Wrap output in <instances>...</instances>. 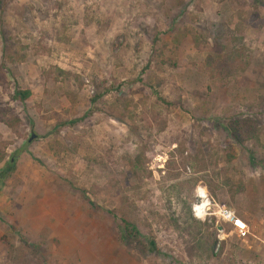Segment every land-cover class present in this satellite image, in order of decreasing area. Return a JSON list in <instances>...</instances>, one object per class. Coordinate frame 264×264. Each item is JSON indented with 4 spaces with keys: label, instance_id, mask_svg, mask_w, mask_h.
<instances>
[{
    "label": "rangeland",
    "instance_id": "rangeland-1",
    "mask_svg": "<svg viewBox=\"0 0 264 264\" xmlns=\"http://www.w3.org/2000/svg\"><path fill=\"white\" fill-rule=\"evenodd\" d=\"M237 118L256 139L231 138ZM199 188L252 236L220 242L194 215ZM122 220L140 235L124 240ZM211 236L219 258L199 248ZM250 263L264 264V0H0V264Z\"/></svg>",
    "mask_w": 264,
    "mask_h": 264
},
{
    "label": "trees",
    "instance_id": "trees-1",
    "mask_svg": "<svg viewBox=\"0 0 264 264\" xmlns=\"http://www.w3.org/2000/svg\"><path fill=\"white\" fill-rule=\"evenodd\" d=\"M212 61V58H209V63ZM32 93L29 90H17L14 96L15 100L25 102L30 99ZM162 100V99H161ZM228 130L231 138L239 145H243L246 142L256 139L258 133V123L255 119L252 118H237L229 121ZM123 230L125 232L124 240L134 239V235H140L137 228L132 225V223L127 220H122ZM217 241L211 236L210 239H207L205 245L199 248H202L210 257L216 256L217 258L222 256V253L225 249V243L222 244L220 252L218 255H214L215 245ZM197 248V249H199Z\"/></svg>",
    "mask_w": 264,
    "mask_h": 264
},
{
    "label": "built area",
    "instance_id": "built-area-1",
    "mask_svg": "<svg viewBox=\"0 0 264 264\" xmlns=\"http://www.w3.org/2000/svg\"><path fill=\"white\" fill-rule=\"evenodd\" d=\"M198 198L200 199V203L197 205L193 206V212L196 218L198 211L197 208L200 207V205L203 204V202H206V211L203 214V218L200 219L202 221H206L207 218L209 217H215L218 221V225L217 228L219 227V222H224L228 225H230V227L232 228L231 231L229 233L225 232V229L223 228V230L218 231V233L220 234V236L218 237L220 242H222L223 240H225V237H229L230 235L236 234V236L243 242L247 241L249 239L250 236H252L250 227L248 225V223H246L242 218L238 217L234 211H232L231 209L227 208L224 205H220L218 203H212L209 199L207 194L202 190V189H198ZM203 192L205 194V198H200L199 194ZM220 244H218L217 248H216V253L219 252V247ZM250 264H255V263H250Z\"/></svg>",
    "mask_w": 264,
    "mask_h": 264
},
{
    "label": "bare ground",
    "instance_id": "bare-ground-1",
    "mask_svg": "<svg viewBox=\"0 0 264 264\" xmlns=\"http://www.w3.org/2000/svg\"><path fill=\"white\" fill-rule=\"evenodd\" d=\"M199 196H200V198H205V194H204L203 192H201V193L199 194ZM206 206H207V205H206V202H203V204L200 205L199 208H197V211H198L197 217H198V218H200V219L203 218V214H204V212L206 211Z\"/></svg>",
    "mask_w": 264,
    "mask_h": 264
},
{
    "label": "water",
    "instance_id": "water-1",
    "mask_svg": "<svg viewBox=\"0 0 264 264\" xmlns=\"http://www.w3.org/2000/svg\"><path fill=\"white\" fill-rule=\"evenodd\" d=\"M35 137H36V136L33 135L32 138L30 139V142H31ZM218 230H219V231L223 230V227H222V226H219V227H218Z\"/></svg>",
    "mask_w": 264,
    "mask_h": 264
},
{
    "label": "crops",
    "instance_id": "crops-1",
    "mask_svg": "<svg viewBox=\"0 0 264 264\" xmlns=\"http://www.w3.org/2000/svg\"><path fill=\"white\" fill-rule=\"evenodd\" d=\"M244 220V219H243ZM245 221V220H244ZM246 222V221H245ZM247 223V222H246ZM249 225V224H248Z\"/></svg>",
    "mask_w": 264,
    "mask_h": 264
}]
</instances>
